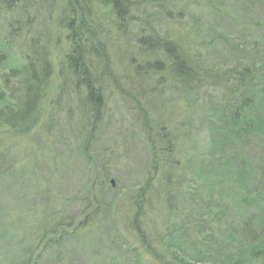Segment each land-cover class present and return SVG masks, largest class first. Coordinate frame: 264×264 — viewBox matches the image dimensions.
Masks as SVG:
<instances>
[{"label": "rangeland", "instance_id": "1", "mask_svg": "<svg viewBox=\"0 0 264 264\" xmlns=\"http://www.w3.org/2000/svg\"><path fill=\"white\" fill-rule=\"evenodd\" d=\"M49 1L17 0L6 7L0 0V87L5 90L7 104L17 103V97L24 95L26 77L33 75L31 68H25L18 80L8 75L10 78L1 80L10 63L18 69L31 60L39 72L45 62L41 61V50L47 53L51 71L44 86L46 94L28 119L31 129L15 133L0 122L1 264H6L10 254L16 256L13 264H181L172 259L177 255L173 249L165 250L170 236L183 241L178 253L183 264H219L211 255L220 248L224 256L239 257L242 264V254L247 255L253 244H259L263 252L250 264H264V132L255 131L250 136L244 132L239 140L227 137L229 112L221 105L223 95L218 90L204 88L191 102L174 96L170 100L166 94H147L143 102L150 104L152 100L158 114H166V128L173 123L178 127L170 155L173 165L165 167L160 161L155 166L157 154L152 153L149 138L157 137L155 131L149 136L146 125L153 121V114L143 117L132 99L125 101L128 87L124 90L108 79L98 81L101 108L94 118L89 112L95 98L88 102L84 85L80 90L69 72L61 73L70 38L58 23L63 3ZM189 1L187 16L182 19L180 15L169 23V33L175 29L178 36L187 37L184 31L188 29L201 46L204 59L218 69L234 62L230 45L235 49L236 45L246 46L264 74V0ZM97 12L103 18L101 25H109L107 7L101 6ZM41 21H46L49 33L41 28ZM131 36L132 42L133 32ZM109 38L120 47L122 36L114 33ZM122 42L124 55L142 54L130 42ZM116 53L111 52L109 62L122 68L128 60L117 58ZM150 80L145 83L155 84L154 78ZM257 108L256 115L264 117V98L259 99ZM51 113L56 115V125L47 131ZM164 133L167 135H159ZM81 135L89 138L84 148L80 146L85 140ZM39 140L42 151L37 148ZM10 163L12 168L6 170ZM159 165L163 173L171 175L169 183L160 180ZM241 167L246 172L243 177L251 174V179L263 169L257 180L246 183L251 193L247 197L260 195L250 207L242 204L247 198L243 183L233 179L240 176ZM232 173L234 176L229 177ZM224 176L225 181L221 180ZM141 199L142 223L138 228L133 216ZM44 216L45 222L65 218L74 224L67 228L73 234L71 239L62 240L61 246L54 242L44 248L42 244L36 251V236H42L37 228L45 225ZM140 231L143 236H139ZM141 237L154 241V246L146 249ZM57 249L59 255L54 252Z\"/></svg>", "mask_w": 264, "mask_h": 264}, {"label": "trees", "instance_id": "2", "mask_svg": "<svg viewBox=\"0 0 264 264\" xmlns=\"http://www.w3.org/2000/svg\"><path fill=\"white\" fill-rule=\"evenodd\" d=\"M1 1L6 7H10V5L17 2V0ZM54 1L56 0H50L49 3H54ZM59 1L63 3L64 10L62 8L58 23L60 27L67 30L66 38H70L67 51L63 56L64 61L60 69L61 73L63 71H66V73L69 72L78 88L84 85L83 87L86 89L88 102L91 101V98H95L90 112H85V114L88 112L89 114L92 113L93 116L90 115L91 117L96 116L101 108L98 81L100 82L103 79H108L113 81L116 86L122 87L124 90L125 87H128L130 92H126L127 90H125L124 93L126 95L124 94L123 96V98L126 97L125 101H130L132 99L131 101L135 102V104L133 103L136 106L135 108L143 117H146L147 113H149V115L150 113L153 114V121H147L148 123L146 125L149 129V136L152 135L151 132L155 131V136L157 137L156 139L149 138L150 143L153 146V150L151 149L152 153L159 156L157 157L154 155L155 166L157 163H160V161L165 167L173 165L171 164L173 157L170 155H173V149H171L173 140L177 141L178 138L176 135L178 127L174 126L173 123L171 127L170 124H168V127L166 128V114H162V116L160 115L161 112L158 114L156 106L152 103V100L150 101V104L147 100L145 101L146 104L143 102L144 100H142V98L147 94L151 96L166 94V97H169L168 99L174 96V98L181 97L179 101L185 102L188 99V101L190 100L191 102V99L193 100L195 95H199L204 88L209 89V91L218 90V92H221L224 97V99L222 97L223 103L221 105L226 107L225 112H229L228 120L230 121L231 126H225L227 137L229 136L239 140L241 134L244 132H247V136H250L252 132L255 131L264 132V117H262V115H260V117L256 115L260 110L257 108L258 101L259 99L264 98V74L262 75L260 73L261 68L258 63L256 64L254 60L251 59L254 56L251 50L246 46L239 48L235 43L236 49L232 48L230 45L231 48H229L234 53V62L229 67L222 66L218 69L207 63L204 59L205 54L201 51V46L195 42L194 36L188 31V29H185L184 31V33H187V37H183V35L178 36V32L175 29L174 32L171 33L166 29L169 23L181 18L180 15L182 16V19L187 16L188 11H186V5L190 4L189 0ZM37 2L43 4L44 2H48V0H37ZM101 6H106L108 12L107 15L111 16V21L107 26L101 25L103 23L101 19L103 18L97 12L99 7L101 9ZM41 22V28H43V30L47 29L45 26L46 21ZM26 23L28 25V22ZM48 31L49 30L47 29L46 33H49ZM132 32L134 33V40L131 42ZM114 33L118 37L122 36L120 44L121 48L110 41L109 36H112ZM123 40H126L127 42H130V44L141 49L142 54L138 53L134 56H129L128 54L124 55L126 53L121 52ZM222 42L226 45L228 44V42ZM111 52H119L118 54H115L119 59L121 57L127 58L128 61L124 63V67H116L115 62H113V64L111 62L110 64V58L108 56L111 55ZM34 53L35 50L33 51V54ZM40 56L41 61L45 62L39 72L37 71L34 61L26 60V64L18 69L13 66L14 63H10L1 75V80H3V78H10L8 76L18 80L21 71H24L25 68H31V72H33L31 77H26L24 85L22 86L24 89V95L22 96L21 94L17 97L18 101L14 106L7 104L5 90L0 87V122L12 132H25L27 129H31L28 119L31 117L30 115L35 112L34 110L37 107L38 102L42 99V96L46 94V88H44V86H47V77L48 75H51L50 64L46 59L47 53L40 50ZM113 60L115 61L116 59L113 58ZM108 68L112 69L111 73L108 72ZM117 68L121 72L119 70L117 72ZM126 69H129L130 71L132 70V73L126 72ZM138 78L140 80H138ZM152 78L155 79L153 81L155 84L145 83L146 81L152 82V80H150ZM60 95L61 94L59 93V96ZM145 105L148 106L143 107ZM215 107L218 110L217 106ZM50 115L51 119L46 124L47 131L56 125V115H54V113H51ZM215 119L217 121L216 117ZM222 125L220 127H222ZM221 130L222 129H220V131ZM58 131L59 129L56 133H58ZM79 132L81 133V131ZM162 132H167V135L166 133L159 135ZM91 133L92 132H90V134ZM62 137L63 136H59V139ZM82 137L85 138V140L83 142L82 139L81 148H84L86 140L89 138L88 136L81 135V138ZM40 143L41 145L37 148L42 151V142L40 141ZM168 158H170V160H168ZM1 161L2 154L0 152V162ZM12 166L13 165L10 163L6 170L12 168ZM163 166H160L161 171L159 177L160 180L166 184L167 182H170L171 175H168L166 172L163 173ZM247 166L250 168V165H244V167ZM261 172L263 173V169L259 168L251 179V174L243 177L246 172L241 167L239 170L240 176L238 178H234L233 173L228 176L233 177L234 181L236 179L243 183L244 189L247 193L245 197H247V195L250 196L251 193H249L246 183L250 181V179L257 180ZM221 180L225 181L226 177L224 176ZM147 188L148 187L141 189L138 197H142L141 195ZM198 190L201 191L200 188H198ZM261 193H264L263 187ZM249 196L242 201V204L245 207L254 205L260 199V195L255 197V199L249 198ZM142 199L138 200L136 203L138 209L143 203ZM258 207H254V209L257 208L258 211ZM262 208L264 210V205ZM140 215L141 210L139 209L133 216L134 224L138 228H140L142 223V220L139 218ZM43 218L45 225H43L42 228H37V231H42V236H39L36 231V235H38V237L36 236V239L38 240L36 242V251L42 247V244L44 248L54 242H57L56 244L61 246L63 245L62 240L71 239L69 237L70 234L73 233L72 231L70 232L67 230V228L74 226L73 223H67L65 218H53L47 222H45L47 216H44ZM70 219L72 220L71 217ZM59 230L63 232L55 234ZM141 232L142 231H140L139 236H143ZM228 239H230V237H227L226 242ZM166 240L165 250L170 251L173 249V253H177V255L174 254L172 259L175 258L179 263L183 264L184 261L180 259V255L178 254L183 248V241L174 236L167 237ZM141 242L144 243L148 250L150 247L154 246V241H150L149 239L146 240L143 237H141ZM41 250L38 255L41 254ZM54 252L59 255L58 249ZM262 252L263 248L259 244H253L247 250V255H245V253H243L244 255L242 254V264H250L251 261H256L259 259ZM225 253L228 254L230 251ZM10 255H7L5 259L6 264H13L14 262L12 259H16L15 255H12L11 257ZM224 255V252H222L220 248L211 255V260L216 263L219 262V264H239V257L236 259H230ZM2 261H4V258L1 255L0 264Z\"/></svg>", "mask_w": 264, "mask_h": 264}, {"label": "water", "instance_id": "3", "mask_svg": "<svg viewBox=\"0 0 264 264\" xmlns=\"http://www.w3.org/2000/svg\"><path fill=\"white\" fill-rule=\"evenodd\" d=\"M111 183L114 184L113 181H111Z\"/></svg>", "mask_w": 264, "mask_h": 264}]
</instances>
